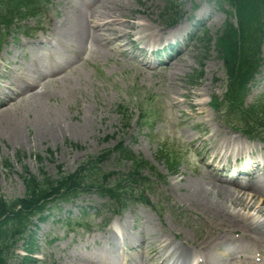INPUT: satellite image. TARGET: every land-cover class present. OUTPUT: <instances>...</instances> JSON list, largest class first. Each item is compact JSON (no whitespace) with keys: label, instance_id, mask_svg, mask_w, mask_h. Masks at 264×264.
<instances>
[{"label":"rangeland","instance_id":"obj_1","mask_svg":"<svg viewBox=\"0 0 264 264\" xmlns=\"http://www.w3.org/2000/svg\"><path fill=\"white\" fill-rule=\"evenodd\" d=\"M99 1L104 5H122L121 19H126L130 25L135 24V27L139 22L148 24L143 11L152 2L154 23L160 21L165 31L187 24L186 15H195L200 9L205 13L191 23L183 38L174 42L177 46L171 42L169 46L172 48L168 50L164 49L166 46L155 48L137 43V28L126 29L129 36L122 43L135 41L138 49L147 50V56L131 47H126L125 54L121 55L114 52L115 44H104L105 48L94 52L90 47L81 50L75 42H68L69 37H60L55 24L65 16H72L74 20L78 13L91 15L103 10L97 3L98 6L89 12L85 0H41L44 11L37 17H27L24 22L15 21L6 31L0 30V41L3 37L0 42V88L10 82L5 77L11 79L8 73L11 67L18 68L17 75L29 67L38 70L42 79L38 91L44 92L40 102L29 101L21 105L17 116L18 129L0 125L1 196L7 201L24 197L26 187L22 176L25 170L39 180L42 175H58L59 166L63 173L72 174L81 163L102 154L105 158L99 164L100 171L123 175L129 171L130 163L120 161L113 152L109 153L110 156L105 154L113 151L121 140L127 150L136 157H143L157 172V176L147 170L143 174L154 183L146 193L150 206L144 202L129 203L127 209L115 216L114 204L101 198L95 190L72 202L54 206L46 223L33 230L32 243L35 246L31 264H130L127 261L131 258L139 262L141 258L129 246L124 245L118 251L121 238L130 245L139 244L136 237L139 229H134L138 222L147 238L168 234L164 238L166 243H173L175 248L183 243L192 249L199 230L209 223L202 209L186 201L193 191L192 182L204 179L215 183L214 175L220 167L217 163H210L211 155L204 158L205 151L200 142H192V138L200 135L193 128L195 124L204 123L207 128L204 138L217 141L219 130L232 133L245 143L247 149L249 146L255 148L253 160L264 157V151L260 150L264 146L262 141L248 140L234 127L237 125H227L221 114L212 111L208 105L212 96L222 97L224 93L222 83L218 82L225 81V71L214 42L227 22L228 12L229 16L231 14L226 4L220 6L213 0ZM168 6H173L176 13L168 10ZM209 17L212 24L207 22ZM174 20L178 24L169 27L170 21ZM203 33L212 38L211 45L205 44V38L201 39ZM34 39H42L45 44L30 46ZM25 45L28 48L24 49ZM160 51L163 52L160 54ZM262 57L264 59V45ZM170 62L174 66L170 67ZM202 71L204 78L193 88L191 80ZM52 74L57 76L51 77ZM261 100L264 109V72L252 86L247 105L256 106ZM119 105L128 107L132 113L133 120L128 128L124 127L117 113ZM142 110L156 113L148 124L138 123ZM202 110L209 115L208 118L198 115ZM191 113H197V117L186 121ZM56 130L58 132L52 134ZM16 131L22 138H17ZM161 144L178 154L181 164L176 171L171 172L166 158L160 156ZM50 153L54 156L51 157ZM209 163L210 167H207ZM227 165L229 171L220 172L218 179L222 185L234 189L230 184L233 174L247 164L241 161L236 165L235 159L230 158ZM253 182L256 180L248 177L240 186L247 187ZM218 191L219 188L214 189L213 193ZM228 207L233 208L229 204ZM88 209V219L81 221L80 212ZM241 213L248 211L241 210ZM78 224L89 232L82 231ZM112 232L118 236L116 242L107 241ZM234 247L230 245L226 250ZM24 248L23 243L17 245L16 254L11 258L13 264H22V260L28 257ZM226 250L220 249L213 255L220 258ZM162 255L169 258V264H175L179 251L176 250L174 255L171 251H164ZM142 258L146 262L147 256ZM194 259L188 264H198V259Z\"/></svg>","mask_w":264,"mask_h":264},{"label":"bare ground","instance_id":"obj_2","mask_svg":"<svg viewBox=\"0 0 264 264\" xmlns=\"http://www.w3.org/2000/svg\"><path fill=\"white\" fill-rule=\"evenodd\" d=\"M102 11H96L94 14L78 13L74 16H65L60 22L55 24V30L60 37L65 39L69 37L68 42H75L79 49L87 50L89 47L92 52L97 49L105 48L104 44H115L114 52L121 55L125 54V48L131 47L136 52L147 56L146 49H138L135 41L122 43L125 38H128L129 33L126 29H136V34L139 35L137 43H144V46H166L171 42H175L180 37L189 31L191 23L201 17L205 11L200 9L195 15H186L187 24H180L173 30L165 31L161 27V22L154 23L152 12L154 11V4L144 9L143 16L147 23L139 22L137 26L130 25V22L122 18L123 6L115 3V5H104L99 0H85L86 9L92 12L98 6ZM207 22L212 24V19L209 17ZM45 44L42 39H34L30 46H39ZM28 48L27 45L23 46ZM180 56V55H179ZM179 58L177 57L176 60ZM172 62L168 63L170 67ZM9 76L6 80H10L7 85L0 88V125H5L10 128H19V121L17 116L20 114L21 105L29 101L40 102L43 99L44 92L38 91L41 86L42 79L38 70L30 69L29 67L23 69L18 73V68L11 67ZM29 73V74H27ZM53 73V72H52ZM30 75V76H29ZM57 74H52L55 77ZM13 88V90L11 89ZM12 94H8L9 92ZM178 107V104H175ZM198 115L201 118H208L209 115L204 111H200ZM197 113H191L186 117V121L190 118H196ZM199 124V125H198ZM193 125L195 130H198L200 135L192 138V142H200L205 151V159L209 158L212 163H217L220 167L215 172L216 182L198 179L192 182L193 191L190 197L186 200L200 209L206 216L209 223H205V227L199 230L197 240L193 242L192 249L184 246L181 243L175 248L173 243H166L164 239L167 235L160 238L149 239L146 233L142 230L141 224L138 222L134 224V229H139V244L136 246L130 245L125 239L121 238L119 241L118 251H121L125 246H129L133 252L139 255L141 261L137 262L133 258L129 259L127 263L134 264H169L168 258L163 257V252L171 251L174 255L175 251H179V256L175 259V264H188L192 259H198V264H264V157L252 159L255 171L248 167H243L237 170L233 176L230 184L234 186L232 189L229 186L221 184L218 179L220 172L224 171L227 162L230 158L244 160L252 157L255 148L249 146L246 148L245 143L241 142L240 138L234 137L232 133H223L219 130V139L213 141L210 137L204 138L207 134V128L204 123ZM58 130L52 132L57 133ZM18 139L22 138L19 131L14 132ZM264 151V146L260 148ZM210 162V163H211ZM210 163L207 167H210ZM262 168V169H261ZM257 172L261 176H257ZM256 180L247 187L240 186V183L246 178ZM219 191L213 193L214 189ZM233 206V208H229ZM240 208V211L237 209ZM237 209V210H236ZM241 210H247L248 213H241ZM258 216V217H257ZM126 230V227H123ZM118 236L112 232L107 241H117ZM137 240L136 238L134 239ZM131 242V241H130ZM125 245V246H124ZM235 246L232 250H226L228 246ZM225 248L226 252L220 258L214 257V252ZM251 250L248 253V250ZM142 256H147L144 262ZM263 259L261 262H259Z\"/></svg>","mask_w":264,"mask_h":264},{"label":"trees","instance_id":"obj_3","mask_svg":"<svg viewBox=\"0 0 264 264\" xmlns=\"http://www.w3.org/2000/svg\"><path fill=\"white\" fill-rule=\"evenodd\" d=\"M232 6L237 26L228 23L217 37V51L223 59L228 78V91L224 98V114L233 119L238 118L240 125L251 133L264 135V115L252 108L246 110L244 99L248 85L254 80L262 67L261 46L264 40V0H218ZM41 0H0V28L9 26L12 20L24 21L17 16H37L41 14ZM210 38L206 42H210ZM198 80V78H196ZM124 125L127 128L132 120L128 109L118 107ZM149 120V114L143 113L139 122ZM117 153L120 160L131 164L124 175L103 174L99 164L105 158L102 154L91 157L82 163L72 174L63 173L59 167L58 175L42 179L32 176L28 171L23 175L26 194L23 198L6 201L0 196V264H13L12 256L16 246L22 242L31 245V227L38 228L47 220V213L53 204L71 202L92 191H98L102 197L109 198L120 207H127L132 201H140L143 189L147 188L149 179L142 177L145 169L152 170L150 163L134 156L123 146V142L105 154ZM163 154V153H162ZM164 155V154H163ZM165 156V155H164ZM168 164L173 169L177 158L168 154ZM41 161V159H39ZM6 167L9 168L8 163ZM146 202L149 203L148 199ZM82 213V212H81ZM86 213V212H83ZM33 239V238H32ZM32 252V248L28 250ZM32 257L23 259L22 264H31Z\"/></svg>","mask_w":264,"mask_h":264}]
</instances>
